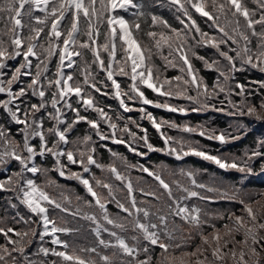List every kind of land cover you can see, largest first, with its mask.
I'll return each mask as SVG.
<instances>
[{"label":"snow or ice","instance_id":"obj_1","mask_svg":"<svg viewBox=\"0 0 264 264\" xmlns=\"http://www.w3.org/2000/svg\"><path fill=\"white\" fill-rule=\"evenodd\" d=\"M244 118L264 123V0H0V264H264V188L247 183L264 173V136L222 151L249 135ZM84 229L86 245L64 238Z\"/></svg>","mask_w":264,"mask_h":264},{"label":"trees","instance_id":"obj_2","mask_svg":"<svg viewBox=\"0 0 264 264\" xmlns=\"http://www.w3.org/2000/svg\"><path fill=\"white\" fill-rule=\"evenodd\" d=\"M153 11H155L157 14H161L164 15L165 17L170 18V13L168 12L167 9H162V8H156L153 9ZM169 74H171V71L169 72ZM205 75L209 78L212 79L214 78L215 74H208L205 73ZM261 74L253 71L251 73H246V74H238V76L243 79L244 76H247L250 79L253 78H257L259 77ZM103 100L104 103L111 105L113 109H117V102L115 100L112 99H108L107 97H103L101 98ZM149 111L153 112L154 115L157 116V118L163 117L165 119H174L178 122H184V121H189L192 124H197V123H213V126L217 127V128H227L228 126V122L229 120H231L232 118L224 116L221 113H212V112H204V113H190L188 116H181L179 114H174V113H167L164 112L163 110L160 109H153V108H148ZM122 111V110H120ZM124 115L126 117H130L131 119H136L139 121V116L140 114L137 112H132V113H124ZM245 122L248 123L250 125V131H249V135L247 137H245L242 141H237L234 144H230L225 146L222 151H230V152H239L241 150H243V148L249 144H251V142L258 136H264V123L258 122V121H252L249 120L248 118H244ZM143 126L147 127L149 129V134L151 136H153L154 139H156L157 134L155 133V130L151 128V125L148 123L147 120L144 121H139ZM81 130V132H85L86 126L81 124L78 126ZM169 134L171 135H180V133L176 132L175 130H168ZM197 139H201V142L208 145L209 149L214 150L217 148H220V145L217 142H213V141H204L202 140V138L196 137ZM95 139V137H94ZM102 143H106L108 147L112 148L113 150L116 151H120L123 152L124 154H126L130 160H132L133 162L136 161H140V162H144L143 160H141L139 157H135L132 153H128L127 150L124 148L123 145H113L111 144L110 141H106V142H102ZM100 152L103 153V159L107 162L109 159V155L107 153V151L105 149H100ZM151 159L152 162H160L163 161L173 167H179V166H187V167H192V168H205L208 170V173L202 177V179L204 180H208L210 178V176L212 175H217L222 177L224 180L230 182V183H234L239 179V175L238 173L235 172H228L225 173L222 170L216 168L215 165H212L206 161H202L197 157H187L185 158L184 161H175L174 158L172 157H166L163 156L159 153H154L151 154ZM258 167V166H257ZM54 178L58 179V181L62 184H64L66 186V189L68 190L70 195H76L79 194L81 196H85L86 192L83 189V187L81 185H79L78 183H76L75 181H66L63 180L62 178H59L58 176H56L55 173L52 174ZM133 176L136 175H140V173H136L133 172L132 173ZM146 179L147 178L145 177ZM248 186L254 189H261L264 188V173L258 175V176H253L250 177L248 180ZM4 193H0V213L3 212V203H4ZM213 208L219 209V210H223L225 208L228 207H235L233 205H228L225 202H221L219 204H215L212 205ZM110 208L112 211H116V209L114 208V206L110 205ZM68 219H71V217H69ZM76 225H78V223H75ZM79 224H83L82 221H79ZM19 227V226H18ZM87 237V244L91 242L92 237L91 235L88 233V231L86 229L83 230Z\"/></svg>","mask_w":264,"mask_h":264},{"label":"rangeland","instance_id":"obj_3","mask_svg":"<svg viewBox=\"0 0 264 264\" xmlns=\"http://www.w3.org/2000/svg\"><path fill=\"white\" fill-rule=\"evenodd\" d=\"M80 244H87L86 242L80 243Z\"/></svg>","mask_w":264,"mask_h":264}]
</instances>
